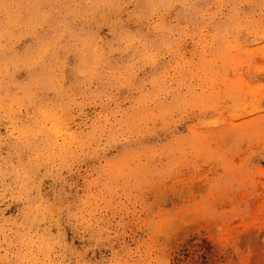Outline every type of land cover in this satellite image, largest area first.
<instances>
[{"label": "clouds", "instance_id": "clouds-1", "mask_svg": "<svg viewBox=\"0 0 264 264\" xmlns=\"http://www.w3.org/2000/svg\"><path fill=\"white\" fill-rule=\"evenodd\" d=\"M0 264H264V0H0Z\"/></svg>", "mask_w": 264, "mask_h": 264}]
</instances>
